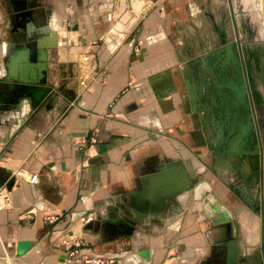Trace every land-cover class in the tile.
<instances>
[{"label": "crops", "instance_id": "1", "mask_svg": "<svg viewBox=\"0 0 264 264\" xmlns=\"http://www.w3.org/2000/svg\"><path fill=\"white\" fill-rule=\"evenodd\" d=\"M131 2L0 0V264H62L76 240L116 264H202L229 238L241 255L263 247V194L256 212L241 201L248 159L218 152L251 148L246 118L229 133L222 111L228 82L248 89L252 61L264 68L256 0H157L128 23ZM227 45L238 76L218 61ZM85 55L104 76L82 91ZM23 82L52 92L34 107ZM82 135L96 143L79 151Z\"/></svg>", "mask_w": 264, "mask_h": 264}, {"label": "rangeland", "instance_id": "2", "mask_svg": "<svg viewBox=\"0 0 264 264\" xmlns=\"http://www.w3.org/2000/svg\"><path fill=\"white\" fill-rule=\"evenodd\" d=\"M256 3H257V0H256ZM253 38H256V35L253 36ZM252 46L253 48L260 47V45L257 42L255 43L253 42ZM261 47H264V46L261 45ZM261 59L264 64V55ZM254 62L255 61L253 60L252 70L250 73V76H251L250 80H253V81L251 82V85H249L247 89L248 103L250 105L249 106L250 108L248 109V108L243 107V105L239 103L237 99L233 96L236 101L235 102L229 101L230 105H229V102L223 101L222 115H223L224 120L225 118L227 120V118L229 117L231 118L235 115L233 123H231L230 126H224L226 128L225 130L230 131L233 128V125L235 124V122H237L238 120H242V118L237 116L238 115L237 113L239 111H242V112L245 111L244 117L246 118L248 123L251 120L252 127H253L251 130V135L254 138L253 144L259 147V152L255 154L253 152L254 150L253 148H251L249 151L245 150V148H237L235 150L220 149L218 152H220L221 154L228 155L232 157L233 159H236L239 165L241 164V162L243 163V161H246V159H248L246 169L249 170L248 172L249 174L247 176H249L250 188L252 192L249 196L243 197L241 201L243 202L244 206L256 212L258 211L260 207V203H259V198H256L255 196L259 195L261 192L263 194L262 208L264 209V123H261L260 107H259L260 103L257 102L256 100L255 92H261L264 98V85L259 81L261 79V76H260V73L255 69ZM241 77L244 78L243 76ZM232 109L235 111V113H233ZM221 129H223V125ZM242 166L243 165L239 167L242 169ZM252 196L254 197L252 198ZM227 201L231 202V200L228 198L223 199V202H227ZM223 204H225V206L227 205L226 203H223ZM258 241H259V238H258ZM242 252H244L242 255L239 253L240 254L239 256L241 258V261L239 262V264H264V245L263 247L250 246L247 249L245 248V250ZM255 252H257L258 254L259 261H257L256 258L253 257Z\"/></svg>", "mask_w": 264, "mask_h": 264}, {"label": "water", "instance_id": "3", "mask_svg": "<svg viewBox=\"0 0 264 264\" xmlns=\"http://www.w3.org/2000/svg\"><path fill=\"white\" fill-rule=\"evenodd\" d=\"M254 14H256V13L254 12ZM256 16H257V14H256ZM130 18H131L130 14L126 13L122 20L124 22H128L129 23L130 22ZM222 42H224V40ZM226 50H227V52H226ZM224 51L226 52L225 53L226 56L225 57L223 56L224 58L219 56V55H221V51H219V55L217 54L218 61H220L221 66H223L224 64H225L224 68H227L228 66H230L231 68H233V70H235L233 72V74L235 76L240 75V70L242 68L241 62L236 56L233 55L234 53H232L231 46L227 45L226 49H224ZM45 58H47V57L45 56ZM43 61L45 62V60L44 59L42 60V64H41L40 68L43 69V71H46L47 70V64H46L47 63V59H46V63H43ZM228 63H229V65H228ZM239 78H242V77L240 76ZM235 80L237 81L238 78H236ZM22 81H24V80L22 79ZM228 83H230V85H228V87L232 90V93L234 94L233 96L237 99V101L239 103H241L243 105V107L249 109L250 105L248 103V98H247V96H245V94L247 95V87H246V85L243 84L241 86H237L232 81H229ZM20 92L25 97H28V98L33 97L34 100L32 102V105L34 107H37V106L41 105L44 102L45 98L52 92V87H50L48 85H41L39 83L23 82V85L20 87ZM16 101H17V99L13 96V97L9 98V100L6 101L5 104H15ZM235 101L236 100H234L233 102H235ZM232 111H233V113H235V111L233 109H232ZM244 112L239 111L237 113L238 114L237 116H239L241 118L242 116H244ZM243 118L244 117H242V119ZM232 130H233V128L230 131H228V132L230 133ZM229 136H231V134ZM227 138H229V137H227ZM248 143H250V141H248ZM251 145H252L251 148L254 149L253 152L255 154L258 153L259 152V147L256 146L253 143ZM251 148H248V146H247V148L245 147V150L249 151ZM223 150H235V148L232 145H228ZM188 189H189V184H187L185 182V186L179 188L177 190V192H181L183 190H188ZM177 192H173V193L168 194L165 198L160 199V201L158 200L157 203L150 202V204H149V202H148V204H145V205H146L147 208H150V210H155L156 211L155 213L159 214L160 212L163 211V208L165 207V201L168 200L170 202V201L174 200L175 195L177 194ZM155 213H153V214H155ZM219 248L220 249L226 248L227 264H239V262L241 261V258L239 257V255H240L239 254V246H238V243H237V241L235 239L229 238Z\"/></svg>", "mask_w": 264, "mask_h": 264}, {"label": "built area", "instance_id": "4", "mask_svg": "<svg viewBox=\"0 0 264 264\" xmlns=\"http://www.w3.org/2000/svg\"><path fill=\"white\" fill-rule=\"evenodd\" d=\"M132 2L128 5V8L124 11L123 15L129 13L131 16V11L135 7L141 12L151 9L155 6L157 0H131ZM259 14L261 15L262 30L264 33V16L261 14L263 11V0H257L255 5ZM122 15V16H123ZM124 17V16H123ZM68 24V22H66ZM139 52V48L136 49ZM77 80L78 85L81 90H87L89 88V82L91 79L96 78L97 75L104 76L103 73L98 71V67L91 55H85L81 58L77 68ZM131 85L129 83L128 87ZM127 88V87H126ZM74 144L77 146L79 151H84L87 149L89 144H95L96 140L93 137H88L87 135H82L73 139ZM52 221L56 220V217L51 218ZM63 262L62 264H116L114 258L106 257L104 255H99L92 252L90 249L85 247V245L79 241L64 242L62 245Z\"/></svg>", "mask_w": 264, "mask_h": 264}, {"label": "flooded vegetation", "instance_id": "5", "mask_svg": "<svg viewBox=\"0 0 264 264\" xmlns=\"http://www.w3.org/2000/svg\"><path fill=\"white\" fill-rule=\"evenodd\" d=\"M258 72L261 76V79L259 81L264 85V68H260ZM255 258L257 261H259V258ZM202 264H227L226 248L215 251L212 256L209 259L205 260Z\"/></svg>", "mask_w": 264, "mask_h": 264}, {"label": "bare ground", "instance_id": "6", "mask_svg": "<svg viewBox=\"0 0 264 264\" xmlns=\"http://www.w3.org/2000/svg\"><path fill=\"white\" fill-rule=\"evenodd\" d=\"M255 97H256L257 102H259V100H260V96H259V94H258L257 92H255ZM245 122H247L248 127H249V132H250V134H251V130H252L251 128H253V127H252L251 120H250L249 123H248V121L245 119ZM250 143H254V138H253L252 135H251V141H250ZM159 201H160V199H159ZM253 257H257V258H258V254H257V252L254 253Z\"/></svg>", "mask_w": 264, "mask_h": 264}]
</instances>
